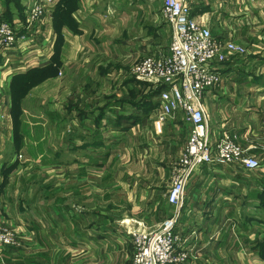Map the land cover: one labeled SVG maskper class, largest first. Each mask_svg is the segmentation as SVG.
Listing matches in <instances>:
<instances>
[{
  "label": "crops",
  "instance_id": "0c3cea01",
  "mask_svg": "<svg viewBox=\"0 0 264 264\" xmlns=\"http://www.w3.org/2000/svg\"><path fill=\"white\" fill-rule=\"evenodd\" d=\"M31 1L12 0L7 18L0 0V21L24 19ZM184 1L214 39L247 49L212 63L220 83L202 105L212 141L225 131L261 162L192 173L175 223L184 264H264V223L240 215L244 196L264 191V0ZM161 2L59 0L48 63L21 57L35 43L22 42L10 67L0 52V222L18 241L0 264H130L129 230L175 213L167 194L190 124L175 113L158 134L159 93L129 76L138 59L168 54ZM109 73L127 74L120 94Z\"/></svg>",
  "mask_w": 264,
  "mask_h": 264
},
{
  "label": "built area",
  "instance_id": "2783aa9c",
  "mask_svg": "<svg viewBox=\"0 0 264 264\" xmlns=\"http://www.w3.org/2000/svg\"><path fill=\"white\" fill-rule=\"evenodd\" d=\"M58 2L32 0L24 19L10 23L0 21V52L6 56L7 66L16 61L22 42H36L46 23L51 22ZM162 14L171 27L169 55L138 59L131 71L135 80L160 89L155 131L160 134L168 117L181 113L190 124V133L174 168L167 194V203L175 213L153 229H143L140 225L129 230L133 246L130 264H184L189 260L190 254L182 248V239L175 232V223L183 206L186 185L196 169L208 164L223 166L236 163L248 170H257L261 164L257 157L249 154V149L242 148L235 137L225 131L212 141L202 105L204 92L220 83L212 63H222L228 55L244 58L248 55L247 49L214 39L210 29L191 16L190 6L184 0H162ZM31 52L20 55L26 56ZM52 55L53 51H48L38 62L50 61ZM33 62V65H38ZM16 246V233L0 222V250Z\"/></svg>",
  "mask_w": 264,
  "mask_h": 264
},
{
  "label": "rangeland",
  "instance_id": "374dc122",
  "mask_svg": "<svg viewBox=\"0 0 264 264\" xmlns=\"http://www.w3.org/2000/svg\"><path fill=\"white\" fill-rule=\"evenodd\" d=\"M5 1L8 2L7 5H9V7H10V8H8V11L6 12L5 16L7 18H11L12 17V0H5ZM55 8H56V6H55ZM160 9H161L160 12H161V17H162L163 21L166 24H168L166 22V20L164 19V16L162 14V2H161ZM17 11H18V13L22 12L19 10H17ZM25 11H26V9H23L22 17L25 16ZM53 14H54V11L52 13L51 21L53 20ZM2 21H4V20H2ZM5 21H8V20L5 19ZM46 39H47V41H45ZM170 43H171V41H170ZM35 44H36L35 48L32 50L31 54L29 55L30 60H32V63H34L32 55L44 56L48 51H50V52L53 51V53L55 52L54 42L49 39L45 29L42 30L41 35H39L37 37ZM52 45H53V50H52ZM169 53H170V45H169L168 54H166V55L162 54L161 56H167V55H169ZM131 70H132V68H130V70H129L130 80L135 83L136 88L140 89L142 86H146V85L152 87L147 82L135 80ZM126 76H127V74H125V73H109L108 79L111 82L110 84L112 86L113 92L120 94V92L123 91L124 87H123V84H121V83H122V79H124ZM150 90H151V88H150ZM126 94L129 95V91ZM155 102H156V99H155ZM260 194L261 193H258L256 196L252 197L250 199L251 201H248L247 200L248 197L244 196V200L242 201V203L240 205V215L243 216V218H245L247 215L248 216L252 215V217H257L258 219H260L259 223H264V194L262 193L261 196H260ZM14 232L16 233L15 230H14ZM17 243H18V241H17Z\"/></svg>",
  "mask_w": 264,
  "mask_h": 264
},
{
  "label": "trees",
  "instance_id": "16d2710c",
  "mask_svg": "<svg viewBox=\"0 0 264 264\" xmlns=\"http://www.w3.org/2000/svg\"><path fill=\"white\" fill-rule=\"evenodd\" d=\"M54 12H55V11H54ZM5 22H9V23H10V22H12V21H5ZM159 91H160V89L156 91L157 94L159 93ZM262 193L264 194V191H263ZM262 193H261V194H262ZM261 194H260V196H261ZM259 255H260V257L264 260V237H263L262 243H260Z\"/></svg>",
  "mask_w": 264,
  "mask_h": 264
}]
</instances>
